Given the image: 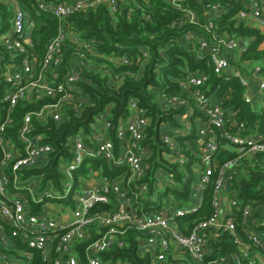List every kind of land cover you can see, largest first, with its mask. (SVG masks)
<instances>
[{"label":"built area","instance_id":"1","mask_svg":"<svg viewBox=\"0 0 264 264\" xmlns=\"http://www.w3.org/2000/svg\"><path fill=\"white\" fill-rule=\"evenodd\" d=\"M0 1L10 10L5 31L2 32L3 26L0 25V43L8 53L0 54V76L4 81L0 89V264H25L32 260L35 252L39 253L44 264H128L120 260L105 261L101 256L115 246H124V226L127 223L146 234L140 249L150 252L155 261H163L171 255L174 261L170 264H190L176 261L182 259L186 252L192 261L202 264L209 241L214 236L229 232L239 244L241 255H224L212 261V264H225L229 261L234 264H254L256 260L264 264L263 255L252 256L250 253L252 246L264 249V232L254 229V226L259 225L258 219L253 217L256 200L241 206L231 189L234 177L232 170L243 159L262 157L264 160V134H245V122L234 119V113L223 107V101L214 99L203 88L206 75L190 73L180 80V85L196 100L206 117L198 130L199 144L194 146L188 140V146L184 149L175 137L179 132L186 134L190 131L192 122L187 118L188 114H193L190 108L183 118L181 130L171 131L168 128L162 131V140L169 148L166 158L170 162L179 166L185 164L188 160L186 150L196 157L192 205L176 207L169 204L163 209L141 214L133 207L135 199L147 192L148 185L146 182L139 184V191L131 189L129 185L146 176L149 166L145 160L150 155V149L144 142L149 118L134 98L130 99V116L126 123L118 127V150L115 142L107 135L111 123L107 114H104L95 128L94 145L86 142L81 133L71 137L70 155L62 157L59 162L63 175L59 187L53 182H45L40 175H26V171L46 164L53 151L44 135L34 133L33 121H44L51 117L60 122L67 107L81 112L88 102L79 82L82 80L81 68L86 65L85 58L91 52L94 41L69 32L73 46L77 45L82 50L64 79L56 82L64 62L63 47L67 38L65 30L60 28L57 36L49 42L40 64L35 55L28 53L27 48V45L32 46L30 36L35 20L18 0ZM135 1L129 8L130 13L141 6L139 1ZM187 1L171 0V4L181 14L172 26H188L184 33L185 39L193 48L209 52L214 72H231L246 89L245 101L264 110V76L260 66L252 70L251 78L238 66L232 69V54L238 50L243 51L245 46L240 48V40L216 24L215 18L224 10L223 4H206V19L203 22L201 14L188 5ZM241 1L244 6L235 14L234 20L259 27L264 33V0ZM128 2L130 0H36L35 7L37 12L50 11L64 20L76 12L102 4L108 5L111 12L115 13ZM144 55L146 57L147 52L144 51ZM115 61L118 64L131 63L127 55L120 56ZM128 74L137 75L131 71ZM253 79L258 83V99L249 93L254 86ZM43 97H52L54 101L40 109L26 112L17 139L14 140L8 127L15 107L21 101ZM162 100L167 105L181 106L188 103L187 99L179 96L163 97ZM232 126L236 130H232ZM227 145L233 146L237 154L234 158L219 163L217 152ZM98 156L109 163L126 164L130 175L110 179L91 170L89 177L77 178L76 169L84 159ZM215 172L217 177L214 181L212 215L195 222L189 232L180 230L176 218L199 208L202 193ZM156 178V184L160 186L172 182L171 175L165 169H158ZM76 186H80V191H75ZM58 189L64 193L58 195ZM65 198L73 207L69 216H57L41 209L51 199ZM108 203L110 208L99 209V205ZM238 210H241V227L247 233V241L240 236ZM94 231L97 235L83 247L84 258H81L78 244L92 238Z\"/></svg>","mask_w":264,"mask_h":264},{"label":"trees","instance_id":"2","mask_svg":"<svg viewBox=\"0 0 264 264\" xmlns=\"http://www.w3.org/2000/svg\"><path fill=\"white\" fill-rule=\"evenodd\" d=\"M60 2L62 0H48ZM141 6L130 13V7L136 3L130 0L117 12L112 13L106 4L98 5L76 12L64 20H60L50 11L36 10V0H18L20 5L28 10L35 25L30 39L31 45H27L28 53L35 55L41 64L46 53L47 45L53 40L60 28L67 34L65 46L63 47L64 62L59 69L56 82L64 79L65 75L73 67V62L80 56L81 48L73 46L69 32L80 35L83 39L93 40L91 52L85 58L86 65L81 68L82 80L79 82L88 102L83 106L81 112H76L67 107L64 111L63 120L57 122L51 117L44 121L34 120V133L42 134L47 143L53 147L46 164L39 165L26 171V175H40L45 182H53L57 187L63 175L59 169L62 157H68L71 149V137L81 133L86 142L96 143L95 128L99 124L102 115L107 114L111 123L107 135L115 142L118 150L120 140L117 137L118 127L127 121L130 116V99L134 98L139 106L145 110L149 118L146 128L144 142L150 149V155L146 158L149 168L142 180L132 182L129 187L139 191V184L146 182L147 192L140 194L135 199L133 207L139 214L152 210H160L173 204L176 207L192 205L194 202L192 194L193 182L196 178L194 169L195 156L191 151H185L188 160L182 166L172 163L166 158L169 148L162 140V131L165 129L181 130L182 121L187 110H193L192 115L187 118L192 122L188 133L175 134L179 144L185 149L189 140L195 145L199 144L198 130L203 124L205 114L197 106L196 100L189 96L180 85V80L186 78L190 73H198L207 76L203 85L206 92L223 101V107L230 113H234V119L244 121L247 133L264 134V110L252 103L245 101V87L232 73L217 74L214 72L213 64L208 51H200L193 48L185 39L184 33L188 26H172V23L180 17V11L172 4L171 0H137ZM220 2L224 10L219 12L215 18L216 24L228 31L230 35L238 38L244 43L245 49L241 52L244 61H253L261 68L264 76V33L259 27L234 20L235 14L243 8L241 0H188L186 3L195 8L206 19L205 5ZM10 19L9 7L0 1V25L5 31ZM1 33V32H0ZM144 51L147 52L145 57ZM5 48L0 43V54ZM127 55L129 64H118L115 60ZM22 55L18 56L19 59ZM235 65V62H232ZM232 65V66H233ZM239 66V64H236ZM137 73L131 76L128 72ZM54 78V77H53ZM3 78L0 76V89L3 86ZM179 96L187 99V104L167 105L163 97ZM54 101L52 97H43L32 101H21L14 109L9 133L17 139V134L23 123L26 112L40 109L43 105ZM201 120H198L200 119ZM232 130L236 127L232 126ZM233 146L221 147L217 152L219 163L232 159L236 156ZM165 169L172 177V182L164 183L162 186L156 184V172ZM91 170L98 171L110 179L128 177L130 169L125 164L109 163L101 156L87 157L76 169V177L90 176ZM234 175L231 189L241 206L252 201L253 217L257 218L259 225L254 226L258 232H264V160L259 158H246L233 168ZM90 174V175H89ZM217 172L212 176L210 184L202 193V201L199 208L192 213L177 217V226L184 232H189L195 222L209 218L213 213L212 201L214 197V181ZM164 189V193L160 190ZM163 194L171 197L163 203ZM174 197V198H173ZM99 209L110 208V204L98 206ZM238 210L237 224L240 236L247 241V233L241 227L240 214ZM123 236L125 243L123 247L115 246L110 251L103 252L102 258L107 261H122L128 264H170L174 261L171 255L163 261H155L151 253L140 249L141 241L146 234L127 223ZM97 235L96 231L92 238L78 244L81 258H84L83 247ZM237 253L241 255V248L229 233H221L209 241L208 251L202 264L211 262L224 255ZM251 255L260 254L264 256V249L257 246L251 247ZM182 259L177 262L196 264L189 255L184 252ZM25 264H44L39 253L35 252L31 261ZM225 264H234L233 261ZM254 264H260L256 260Z\"/></svg>","mask_w":264,"mask_h":264},{"label":"crops","instance_id":"3","mask_svg":"<svg viewBox=\"0 0 264 264\" xmlns=\"http://www.w3.org/2000/svg\"><path fill=\"white\" fill-rule=\"evenodd\" d=\"M244 46V43H240V48ZM242 52V51H241ZM241 52L238 50L236 52H234L231 56V66L233 65L232 62H235V65L232 66V69L234 67H237L238 65L236 64H239L238 67L242 68L246 75L249 76L251 78V72L254 68H256L257 66H259L257 63L253 62V61H244L242 58H241ZM231 73V72H230ZM252 84L254 86L251 87V89L249 90V93L252 94L254 97H256V99H258L257 97V93H256V88L258 87V83H257V80L256 79H253L252 80ZM258 109H259V106H258ZM86 177V176H84ZM63 200V199H62ZM51 201L52 200H49L46 204L47 205H43L41 206V209L43 211H48L49 213L51 214H55L57 216H59V213L55 212L53 207L51 206ZM69 216V214H63L62 216Z\"/></svg>","mask_w":264,"mask_h":264},{"label":"rangeland","instance_id":"4","mask_svg":"<svg viewBox=\"0 0 264 264\" xmlns=\"http://www.w3.org/2000/svg\"><path fill=\"white\" fill-rule=\"evenodd\" d=\"M126 123V122H125ZM80 191V186H76L75 187V191ZM165 190L161 189L160 193H164ZM58 195H62V193H64L63 191H61V189L57 190ZM171 197V195L168 196V194H163V203L169 199ZM174 198V197H173ZM51 206L53 207L54 211L59 213L60 216H62L63 214H71L73 207L67 202V199L65 198L64 200H60V199H51ZM71 217V216H70ZM22 252H24V250H21Z\"/></svg>","mask_w":264,"mask_h":264},{"label":"water","instance_id":"5","mask_svg":"<svg viewBox=\"0 0 264 264\" xmlns=\"http://www.w3.org/2000/svg\"><path fill=\"white\" fill-rule=\"evenodd\" d=\"M125 222H128L127 220Z\"/></svg>","mask_w":264,"mask_h":264}]
</instances>
